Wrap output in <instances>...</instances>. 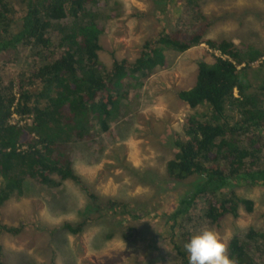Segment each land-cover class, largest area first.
Masks as SVG:
<instances>
[{
    "label": "trees",
    "instance_id": "16d2710c",
    "mask_svg": "<svg viewBox=\"0 0 264 264\" xmlns=\"http://www.w3.org/2000/svg\"><path fill=\"white\" fill-rule=\"evenodd\" d=\"M179 3L180 11L184 6L191 9L188 20L145 39L132 61L113 58L106 67L98 54L104 25L94 8L97 0H0L3 63L8 58L18 61L21 54L32 60L31 66L6 80L0 66V207L23 193L25 180L53 188L69 179L96 211L128 213L126 202L90 190L73 167L72 144L110 132L111 122L129 111L130 90L167 66L168 50L181 53L205 44L212 61H199L194 84L175 91L194 112L183 117L184 136H175L176 151L165 171L173 182L191 177L194 182L164 220L174 264H188L184 245L191 233L182 225L177 234L175 230L178 217L189 209L200 204L209 224L226 215L238 217L240 207L252 211L253 201L239 196L231 185L264 186V74H256L257 84L249 78L250 70H257L254 63L262 59L263 65L264 49L208 37L210 20L200 0ZM13 114L18 116L15 122ZM91 218L87 214L59 228L76 234ZM3 230L17 233L20 227L0 220V233ZM228 255L235 264H264V230L248 227L233 234ZM0 264H5L1 245Z\"/></svg>",
    "mask_w": 264,
    "mask_h": 264
},
{
    "label": "rangeland",
    "instance_id": "374dc122",
    "mask_svg": "<svg viewBox=\"0 0 264 264\" xmlns=\"http://www.w3.org/2000/svg\"><path fill=\"white\" fill-rule=\"evenodd\" d=\"M179 2L97 0L94 8L104 25L98 51L102 63L109 67L113 58L132 61L145 39L163 27L182 25L191 9L184 6L185 11H180ZM200 6L210 20L208 37L264 49V0H200ZM212 59L205 44L181 53L168 50L167 66L155 69L139 88L130 90L129 111L111 122L110 132L97 135L92 142L72 144L73 167L90 190L126 202L128 213L96 211L85 192L69 179L53 188L25 180L23 193L0 207L1 222L20 227L17 233H0L5 264H174L164 220L194 182V177L173 182L165 171L166 161L176 151L175 136H184L183 117L194 112L175 91L193 85L197 63ZM4 61L0 57L4 80L32 65L25 54L18 61ZM259 62L252 65L257 70L249 72L254 84L259 82L256 74H264V59L262 66ZM231 186L239 196L253 201L251 212L240 207L238 217L226 215L209 224L197 204L178 217L176 234L182 230L180 225L191 236L212 229L228 243L233 234L248 227L264 230V186L237 182ZM87 214L92 218L81 232L59 228L64 222L76 224ZM128 233L134 235L132 240L126 237Z\"/></svg>",
    "mask_w": 264,
    "mask_h": 264
},
{
    "label": "clouds",
    "instance_id": "9594fccd",
    "mask_svg": "<svg viewBox=\"0 0 264 264\" xmlns=\"http://www.w3.org/2000/svg\"><path fill=\"white\" fill-rule=\"evenodd\" d=\"M85 203L81 200V206ZM188 264H235L228 255V243L212 229H204L185 243Z\"/></svg>",
    "mask_w": 264,
    "mask_h": 264
},
{
    "label": "built area",
    "instance_id": "2783aa9c",
    "mask_svg": "<svg viewBox=\"0 0 264 264\" xmlns=\"http://www.w3.org/2000/svg\"><path fill=\"white\" fill-rule=\"evenodd\" d=\"M12 117L13 118H11V122H15L18 119V116H16L15 114H13Z\"/></svg>",
    "mask_w": 264,
    "mask_h": 264
}]
</instances>
